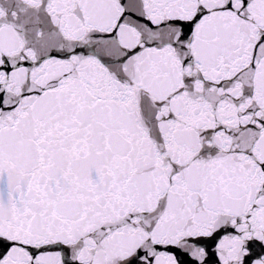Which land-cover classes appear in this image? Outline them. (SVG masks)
Returning <instances> with one entry per match:
<instances>
[{"label": "snow or ice", "instance_id": "obj_1", "mask_svg": "<svg viewBox=\"0 0 264 264\" xmlns=\"http://www.w3.org/2000/svg\"><path fill=\"white\" fill-rule=\"evenodd\" d=\"M0 264H264V0H0Z\"/></svg>", "mask_w": 264, "mask_h": 264}]
</instances>
